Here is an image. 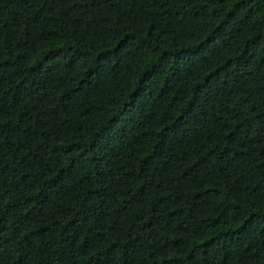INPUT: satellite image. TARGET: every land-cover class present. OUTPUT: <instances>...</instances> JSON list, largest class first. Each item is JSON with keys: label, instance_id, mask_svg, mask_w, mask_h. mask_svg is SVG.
Wrapping results in <instances>:
<instances>
[{"label": "trees", "instance_id": "16d2710c", "mask_svg": "<svg viewBox=\"0 0 264 264\" xmlns=\"http://www.w3.org/2000/svg\"><path fill=\"white\" fill-rule=\"evenodd\" d=\"M0 264H264V0H0Z\"/></svg>", "mask_w": 264, "mask_h": 264}]
</instances>
